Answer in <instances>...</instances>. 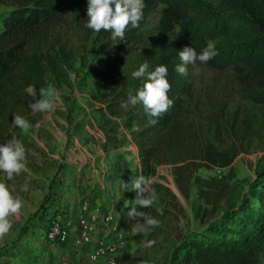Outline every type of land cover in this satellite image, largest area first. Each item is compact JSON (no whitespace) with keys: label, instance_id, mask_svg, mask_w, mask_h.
<instances>
[{"label":"trees","instance_id":"trees-1","mask_svg":"<svg viewBox=\"0 0 264 264\" xmlns=\"http://www.w3.org/2000/svg\"><path fill=\"white\" fill-rule=\"evenodd\" d=\"M215 1L216 5L208 0H144L139 26L128 27L119 41L110 31L95 32L86 26L87 0H0V142L16 136L24 143L26 156L40 151L28 131L12 121L14 113L20 114L32 127L47 113L29 108L34 98L28 86H35L39 95L50 82L67 81L79 56L98 51L106 65L101 79L105 84L97 98L99 125L111 145L120 126L126 131L134 147L127 150L132 158L123 162L122 178L132 183L143 175L153 181L158 199L143 211L160 221L158 206L173 202L175 196L152 179L159 165L173 166L184 190L192 171L205 165L227 167L238 150L233 135L241 130L239 106L230 94L212 85L197 91L195 68L229 69L239 87L251 82L264 86V0ZM209 40L215 43L216 56L189 64L187 75L175 70L181 63L180 49L188 45L199 52ZM145 61L149 70L167 66L168 95L174 101L155 124L149 123L141 103L122 106L130 92L143 86L144 78H133L131 73ZM131 183L119 194L120 205L115 208L123 229L140 222L127 216L132 206L139 207ZM203 187L201 197L213 208L209 213L203 210V228L178 237L165 264H264V162L256 168L249 189L237 200L229 197L218 213L223 188L212 182ZM151 228L163 231L161 224ZM142 237L139 233L129 262L150 260L143 250L152 246L144 247ZM37 251L31 246L2 248L0 264H36Z\"/></svg>","mask_w":264,"mask_h":264},{"label":"rangeland","instance_id":"rangeland-1","mask_svg":"<svg viewBox=\"0 0 264 264\" xmlns=\"http://www.w3.org/2000/svg\"><path fill=\"white\" fill-rule=\"evenodd\" d=\"M209 34L213 33L209 31ZM83 56L76 60L67 81L47 85L55 94V110L47 112L27 130L40 151L30 152L26 169L11 180L0 171V182L6 183L22 201L19 213L10 217V231L0 235V250L36 247V264H65L78 258L71 244L64 247L47 241L44 228L47 221L66 220L95 206L116 208L120 205L121 184L131 183V179L122 178L121 172L123 162L132 158L127 150L134 144L122 126L115 144H108L106 132L99 125L100 113L96 111L100 105L97 98L105 84L101 81L106 71L105 61L98 51L89 50ZM194 82L197 91L210 85L223 89L239 106L241 130L238 136L233 135L238 150L227 167L216 170L205 165L192 171L184 190L177 182L173 166L159 165L152 179L165 184L175 196L173 202L167 200L165 205L158 206L163 231L149 227L142 232L143 240L155 241L150 249L143 250L150 260L129 262V256L137 248L139 233L132 232L135 223L125 228L126 241L119 248L118 264H165L178 237L203 228L206 219L202 212L209 213L213 208L211 202L201 197L202 187L212 182L223 188L218 213L228 205L229 197L237 200L249 189L256 168L264 162V86L251 82L241 83L239 87L229 69L214 71L204 65L195 68ZM25 183L27 190L22 187Z\"/></svg>","mask_w":264,"mask_h":264},{"label":"clouds","instance_id":"clouds-1","mask_svg":"<svg viewBox=\"0 0 264 264\" xmlns=\"http://www.w3.org/2000/svg\"><path fill=\"white\" fill-rule=\"evenodd\" d=\"M144 0H87L86 26L95 32L101 29L111 32L113 39L124 40L125 31L128 27H138L143 18ZM215 43L209 40L206 46L199 52L192 46H184L179 50L178 55L181 63L175 66V70L182 74H188V65L197 61L207 62L217 55ZM168 68L165 64H158L154 69L149 70L147 61L141 63L138 68L132 71L133 78H144L143 86L135 93H129L122 106L127 108L129 104L141 103L144 111L149 117V123H157V118L166 113L174 101L168 95L171 84L167 78ZM29 94L34 98L28 102L32 112H51L55 110V94L46 88H41L39 95L35 91V86L29 85ZM13 123L22 130H28L31 122L20 114L14 113ZM26 148L24 143L13 136L5 142H0V171L6 173V177L11 180L14 175H19L26 169ZM153 181L140 175L133 179L131 189L136 191L135 205L132 206L127 216L135 223L132 232L142 233L149 227H156L160 221L143 211L153 205L158 199V193L152 187ZM28 189V184L23 186ZM121 189L129 188L127 184H121ZM22 207L21 199L15 197L9 186L0 182V235L8 233L12 227L10 217L19 213ZM155 243L149 239L143 242L144 247H150ZM94 259V258H93Z\"/></svg>","mask_w":264,"mask_h":264},{"label":"built area","instance_id":"built-area-1","mask_svg":"<svg viewBox=\"0 0 264 264\" xmlns=\"http://www.w3.org/2000/svg\"><path fill=\"white\" fill-rule=\"evenodd\" d=\"M44 228L47 241L64 247L71 244L77 250L78 258L65 264H118V251L126 241L127 232L120 227L115 208L98 206L66 220L50 219ZM81 257L84 259L80 260Z\"/></svg>","mask_w":264,"mask_h":264}]
</instances>
